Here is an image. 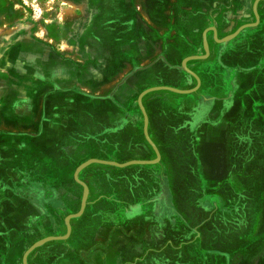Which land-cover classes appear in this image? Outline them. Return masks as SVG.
Returning <instances> with one entry per match:
<instances>
[{
	"label": "rangeland",
	"instance_id": "374dc122",
	"mask_svg": "<svg viewBox=\"0 0 264 264\" xmlns=\"http://www.w3.org/2000/svg\"><path fill=\"white\" fill-rule=\"evenodd\" d=\"M256 1L213 2L214 9L221 5L225 9L221 25L218 21L210 25L211 14L194 17L199 27L188 30L200 33L202 50L185 58L205 57L207 50L210 54L188 63L210 57L219 60L228 53L232 59L240 57L241 36L255 27L231 38L241 27L257 22ZM181 3L185 2L181 0L178 5ZM123 4L127 5L111 0H0V71L8 78L0 81L13 85L9 93L16 89L18 93H31L44 84L40 77H45L35 80L30 69L39 66L46 51L71 59V70H55L53 80H48L55 95L54 112H41L37 120L32 95L15 101L13 97L0 98V123L7 126L0 136L8 142L0 146V264H7L18 249L21 254L15 264H23L24 255L34 245L37 248L29 254L27 264H213L212 258L221 252L212 243L216 244V237H221L224 229L237 226L206 220L212 209H222H218L222 198H218V191L206 193L209 178L198 175L202 162L196 155L199 138L211 137L210 132L221 137L215 125H228L229 119L211 117L212 99L197 100L192 97L196 91L176 92L192 91L198 85L182 68L183 60L180 70L172 63L181 59L178 48H165L162 54L163 74L170 76L169 81H163L164 76L152 71V66L143 69L141 49L129 50L133 56L124 57L121 49L109 45L107 40L116 32L120 35L117 39L121 37V43L126 44L129 34L122 32L130 28L131 24H125L131 15ZM211 28L223 43L216 41ZM110 29L114 34L103 38L102 32L109 33ZM222 30L226 34L223 39L219 34ZM131 40L128 45L134 44ZM88 45L93 50L90 55L85 54ZM92 55L100 58L89 62ZM93 68L98 75H91ZM229 71L232 95L237 89L238 69ZM183 82L187 88L180 87ZM159 87L173 90L149 92L141 102L148 116V136L160 158L145 135V116L139 101L146 90ZM73 96L82 106H74ZM53 114L65 119V128L51 137L53 145L45 146L46 155L40 156L32 150L30 141L37 140L41 128L52 122H45V116L51 119ZM234 119L230 121L236 122ZM30 121L40 125L38 133L23 129ZM235 125L232 138L238 136ZM49 131L58 133L56 129ZM64 158H69L68 164ZM93 160L150 163L121 168ZM79 169L77 177L86 188L75 178ZM229 184H236L234 178ZM84 202L83 214L70 220L68 236L66 219L78 214ZM195 203L201 220H172L181 207H195ZM147 208L155 217L166 220H132ZM222 261L228 264L222 258L218 263Z\"/></svg>",
	"mask_w": 264,
	"mask_h": 264
},
{
	"label": "crops",
	"instance_id": "0c3cea01",
	"mask_svg": "<svg viewBox=\"0 0 264 264\" xmlns=\"http://www.w3.org/2000/svg\"><path fill=\"white\" fill-rule=\"evenodd\" d=\"M111 1L126 2L127 5L123 4V8L127 10L131 18L125 25H131L122 33L129 35L126 36V44L121 43L123 42L121 37L117 39L120 35L117 32L114 34L112 29L107 30L109 33L104 30L103 38L106 35L114 34L113 39L107 41L110 46L115 45L117 49H121L124 57L133 56L129 50L141 49L140 58L143 69L152 66L154 68L152 71L155 70L154 72L164 76L161 59L165 48L168 50L178 48L181 59L172 63L180 70L181 61L187 55L192 53L198 55L200 54L199 50H202L200 33L189 32L193 27H199V22L194 20V17H208L211 14L210 25H214L216 21L221 25V17L224 15L225 9L222 8V5L214 9L213 2L229 0H182L185 2L184 5L182 3L178 5L181 0ZM258 10L260 16L258 25L253 30H247L241 36L243 53L240 57L232 59L228 53L226 57H221L219 60L210 57L205 61L188 63V67L198 74L200 80V85L196 84L197 88L193 89L196 92L192 97L197 100L203 98L206 102L212 99L211 117L216 119L221 116L224 120L229 119L228 125L221 126L219 123L215 125L217 131H221V137H214L215 133L210 132L211 137L199 138L196 143L198 146L197 159L202 162V169L199 170L198 175L206 174L210 182L208 188L206 187V193L218 191V198H222L221 206L218 208L222 209L216 211L212 209V213H208L210 217L206 220H223L224 224L228 225L231 222L237 223L233 229H224L222 236L216 237L218 240L216 244L212 243L213 247L216 245L215 249L221 252V255H215V259L212 258L211 263L213 264L215 262L216 264H225L223 261L218 263L221 258L228 264H264V0L259 2ZM115 15L117 18L122 16L120 13ZM215 15L217 17H214ZM219 34L222 39L226 36L223 30L219 31ZM130 39L134 42L133 45L127 44ZM193 42L195 45H192ZM210 45H214L212 41ZM90 49L91 47L88 45V51H85V54L90 55ZM98 58L100 57L92 55L89 62H94ZM69 61L71 59L65 60L63 57H56L54 53L46 51L39 60L40 69H38L39 66L30 69L34 70L32 76H35V80L40 76L45 77L44 79L40 77V80H44V84L40 85L41 87H36L31 93L23 90L18 93L16 89L12 90L11 94L8 91L13 85L0 81V98L13 97L15 101L18 97L29 98L32 95L34 112L38 113L37 120H39L41 112H54L57 109L53 103L55 95L50 88L52 83H49L48 80H53L55 70L70 69ZM129 64L131 63H126V66ZM173 64L171 65L174 66ZM231 68L238 69L237 89L232 95H230L231 77L229 73ZM90 72L92 76L98 75V71L94 68ZM77 73L84 76L81 70H78ZM1 78L8 79L0 71ZM163 79V81H169L170 76L165 75ZM233 79H235L234 76ZM167 84L169 85V83ZM185 86L187 88L188 84L183 82L180 87L184 88ZM75 101L76 108L82 106L80 100L75 99ZM48 118L46 115L44 121L52 122L48 125L45 124L42 128L36 121L34 123L30 121L27 128L23 127V129L31 128L32 131L34 129L36 133L40 131V128L42 129L41 133L36 135L37 140L33 138L30 141L32 150L40 156L46 155L45 146L53 145L51 137L58 136L65 128L63 117L55 118L53 114L51 119ZM234 118H236V122H231L230 120ZM31 119L34 120L33 116ZM21 120L20 124H23ZM218 121L222 122L221 119ZM234 125L237 128L238 136L232 138L230 134ZM6 127L5 123H0V134ZM50 129H56L58 133L49 131ZM42 138L44 140H41ZM21 141L29 140L21 139ZM6 143H8L7 138L0 136V146ZM68 159L64 158L63 160L68 164L70 161ZM183 159L191 160L190 158H179L178 160ZM230 178H234L235 185L229 184ZM217 188H221V191L219 192ZM149 210L151 208H147L140 216L138 214L139 217L132 220H166V217H155ZM91 220L98 219L92 218ZM172 220H201L197 211V203H195V207L191 205L190 207H181L177 218ZM20 251V249L16 250L15 256L8 258L5 263L15 264L16 256L21 254Z\"/></svg>",
	"mask_w": 264,
	"mask_h": 264
},
{
	"label": "water",
	"instance_id": "95a60500",
	"mask_svg": "<svg viewBox=\"0 0 264 264\" xmlns=\"http://www.w3.org/2000/svg\"><path fill=\"white\" fill-rule=\"evenodd\" d=\"M259 1H261V0H257L256 3H255V6H254V11H255V14H256V20H257V22H256L255 24L245 25V26L241 27V28H240V29L234 34V36H232L231 39H233V38H235L236 36H238V35L240 34V32H242L243 30H245V29H247V28H249V27H256V26L258 25V23H259V15H258V13H257V8H256V7H257V4H258ZM211 29H212V30L214 31V33H215V39H216V41H217V42H220V43H223L224 40L219 41V40L217 39V31H216V29H215V28H211ZM204 39H205V41H206V34H204ZM229 40H230V39H229ZM227 41H228V40H227ZM206 53H207V54H206L205 57H189V58H185V59L183 60V62H182V68H183L185 71H187L189 74H191V75L197 80V82H198V86L200 85L199 77H198L194 72H192V71L189 70V68L187 67V63H188L189 60H197V59H202V58H207V57H209V54H210L209 50H207ZM165 89H166V90H173V89H171V88H167V87L152 88V89L146 90L144 93H142L141 96H140V98H139L140 106H141V108H142V110H143V114H144V116H145V135L147 136V139H148V141L150 142V144H152L153 146H154V144L152 143V141L150 140V138H149V136H148V116H147V114H146V112H145V108L143 107V104H142L141 100H142L143 96H145V95L148 94L149 92H153V91H155V90H165ZM194 91H195V90H192V91H178V90H176V92L183 93V94H190V93H192V92H194ZM154 147H155V146H154ZM155 150H156V153H157L158 158H160L159 151L157 150L156 147H155ZM93 162H95V163H100V164L113 165V166H117V167H121V168L126 167V166H129V165H132V164H146V163H150V162L134 161V162L126 163V164H118V163L105 162V161H98V160H93ZM79 171H80V169L77 170L76 175H75V178H76V180H77L79 183H81V184L86 188V186H85V185H84V184L78 179V177H77ZM85 205H86V203L84 202L83 205H82L81 211H80L78 214L71 215V216H69V217L66 219V224H67V226H68V234H67L68 236L70 235V232H71V224H70V220H71L72 218H76V217L81 216V215L83 214L84 209H85ZM65 238H67V236H66V237H58V238H56V239H57V240H61V239H65ZM36 248H37V245H34V246H32V247L26 252V254H25L24 257H23V264H27V258H28V256H29V254H30L34 249H36Z\"/></svg>",
	"mask_w": 264,
	"mask_h": 264
}]
</instances>
